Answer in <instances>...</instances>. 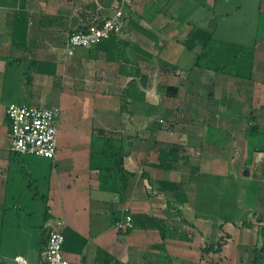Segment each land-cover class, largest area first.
Segmentation results:
<instances>
[{
	"label": "crops",
	"instance_id": "1",
	"mask_svg": "<svg viewBox=\"0 0 264 264\" xmlns=\"http://www.w3.org/2000/svg\"><path fill=\"white\" fill-rule=\"evenodd\" d=\"M120 1L0 0V262L16 264L13 259L23 256L41 263L43 240L59 221L65 257L81 264H255L264 245V17L249 44L235 39L230 0H205L200 11L203 0H196L197 23L181 15L190 0H131L119 37L69 57V37L112 16ZM20 10L27 13L28 32L18 44ZM194 28L213 35L209 47L227 41L250 49V68L240 76L196 67L204 46H185ZM184 55L194 66H184ZM127 90L133 99L126 105ZM19 91L27 104L12 101ZM12 104L60 109L54 159L13 151ZM160 113L187 132L154 131ZM95 136L125 145V189L121 182L104 186L97 167L104 160L101 142L93 159ZM156 142L181 146L177 169L154 166ZM159 181L179 184L180 198L161 190ZM223 205L235 212L224 223L216 216ZM128 214L132 227L120 229ZM221 243L220 253L204 251Z\"/></svg>",
	"mask_w": 264,
	"mask_h": 264
},
{
	"label": "built area",
	"instance_id": "2",
	"mask_svg": "<svg viewBox=\"0 0 264 264\" xmlns=\"http://www.w3.org/2000/svg\"><path fill=\"white\" fill-rule=\"evenodd\" d=\"M131 0H121L114 14L104 20L94 22L73 33L66 44L69 57L79 49H89L104 40L121 35L125 24V9ZM10 123L12 149L19 155H35L54 159L58 149L59 108L21 106L12 104L7 109ZM133 225V217L128 214L125 222H119L120 229ZM65 233L61 222L49 226L47 245L39 264H81L68 260L64 255ZM16 264H33L23 256L13 259Z\"/></svg>",
	"mask_w": 264,
	"mask_h": 264
},
{
	"label": "trees",
	"instance_id": "3",
	"mask_svg": "<svg viewBox=\"0 0 264 264\" xmlns=\"http://www.w3.org/2000/svg\"><path fill=\"white\" fill-rule=\"evenodd\" d=\"M15 26H16V34H15L16 43L21 42V40L23 41L26 40L27 32H28L27 31L28 29L27 13L23 12L22 10L17 12ZM21 30L23 31L24 35H22ZM20 34L22 35V37L20 36ZM112 39H115V38H112ZM212 40H213V35L209 33L208 31L201 29V28H194L189 34L188 39L185 41V46L188 49L192 50L196 46L197 43H200L204 46V53L197 58L195 66L198 68H205L208 70L211 69L215 71L216 73L221 72L225 74H235L233 71L229 70L225 66H217V67L211 66L210 63L207 62L205 57L209 55L208 48ZM18 44H21V43H18ZM204 60H206L205 63H203ZM40 64L42 66L43 65L45 66V64H42V63ZM165 66L173 70H178L177 66L171 65L169 63H165ZM248 67L250 68V65H248ZM238 75L241 76V74H238ZM167 90L168 92L172 90L178 91V89L174 87H168ZM124 99H125L126 105L130 101H132L133 96L131 95L130 90H127L126 95H124ZM134 99H135V96H134ZM133 138L134 137L129 138L130 147L133 145L132 143ZM99 142L102 143V149L100 153L104 155V160L102 164L97 167L102 170V174H103L102 182L104 186H108L109 184L115 185L117 182H121L123 188L125 189V187L127 186V182H128L127 176L129 174L124 167V158L127 155L126 150H125V145L123 143L118 144L116 141L109 139V138H105V137L100 138V136H95L94 142H93V145H94L93 159H95L96 156H98L99 151L95 150V145L97 146ZM155 148L159 152V163L155 164L154 165L155 167L160 168V169H165V170L177 169V166L182 159L181 154L183 150L181 146L176 145V144H164V143L156 142ZM194 170H197V168H194ZM194 170H192V176L195 172ZM143 176H146V174L144 173ZM157 184L160 186L161 190L171 189V190L177 191L176 195L178 198H180V193L177 190L179 188V184L172 183V182H166V181H159L157 182ZM185 201H186V195L184 193V202ZM184 222H187L185 217H184ZM244 224L247 225L248 223H244ZM161 233H162L163 239L165 240L167 238L166 231L162 229ZM260 235L264 237V227L261 228ZM47 240H48V236L45 237L43 240L44 248L47 245ZM184 240H190L188 235H184ZM223 245L224 243H221L218 247L211 245V246L206 247L204 251L208 253L210 252L220 253L223 249ZM160 248H162V250L165 249V247L162 245L160 246ZM263 251H264V245H263V248L258 250L256 254L255 264H260V258H261V254Z\"/></svg>",
	"mask_w": 264,
	"mask_h": 264
},
{
	"label": "rangeland",
	"instance_id": "4",
	"mask_svg": "<svg viewBox=\"0 0 264 264\" xmlns=\"http://www.w3.org/2000/svg\"><path fill=\"white\" fill-rule=\"evenodd\" d=\"M200 1V0H198ZM200 1L199 2V10H202V3L204 2ZM227 0H219L218 1V5L225 2ZM231 4L229 6V8L235 12L234 15V21H233V25L235 26L236 30H238V37H236L235 39L239 40H244V43L248 42L249 44L253 43V39H254V34L255 31L259 30V28L261 29V26H263L262 23V18L264 16L261 15L260 13V9L262 8V2L263 0H230ZM190 3H192L193 5L188 8V7H184L186 9H184V11H182V13L184 12V14H181L182 16H184L185 18H189V16L191 17L192 20H195V22L197 23L198 18H200V15H198L197 12V1L196 0H190L188 1ZM242 5V10L238 11L237 10V6ZM249 31V32H247ZM245 34V36H243ZM233 37V36H232ZM234 38V37H233ZM240 41V40H239ZM209 52L211 55H209L211 58L209 60H207L208 63H210L211 66H225L227 67L229 70L233 71L235 74H243L246 72V70L249 68L248 67V63L249 61H251V53H250V49L249 50H245L243 48V46L238 45V43L235 42L234 43H229L227 41H215L211 44V46L208 48ZM185 50V48H184ZM215 51V52H214ZM221 53V54H217V53ZM213 56V57H212ZM193 61L195 59L184 55V63H186L184 66L185 67H192L194 65H190L189 63L187 64V62L189 61ZM213 62V63H211ZM186 73L184 74V85L186 84ZM202 85V84H200ZM199 85V86H200ZM204 90L207 89L208 84L204 83ZM185 88V87H184ZM28 91H33V87L29 86L27 88ZM185 92V90H184ZM205 93L202 95V99H205L207 97L206 91H204ZM24 95H22V92H16L14 96H12V101L18 103V104H27V102L24 100ZM203 101V100H202ZM204 105L202 104L200 106V109H204L203 108ZM145 114L147 113H142L141 114V120L143 121V118L145 116ZM158 114V113H157ZM155 115L158 122H154L153 125V130L154 131H158L160 129H162L163 131H167V133H175V135H184L187 130H185L184 125L183 126H174L171 124V121H167L166 119V114L165 113H160L159 116ZM187 114L184 113V116H186ZM184 119V118H183ZM202 120V118H200V121ZM162 127V128H161ZM148 132H143L144 136H148ZM180 146V145H179ZM185 147V146H184ZM189 150V152L193 153L194 155L197 154L199 157V154H201V151L198 149H196V147L194 146H188L187 148ZM186 147L184 148L185 151H187ZM199 150V151H198ZM197 157V158H198ZM43 184V183H41ZM233 210H230L229 207H225V205H223L221 207V209L219 210V212L216 213V216H219L218 218L221 219V222L224 223L227 219L230 218H235V212H233ZM36 216H38V213H36ZM37 218V217H36ZM35 218V219H36Z\"/></svg>",
	"mask_w": 264,
	"mask_h": 264
},
{
	"label": "water",
	"instance_id": "5",
	"mask_svg": "<svg viewBox=\"0 0 264 264\" xmlns=\"http://www.w3.org/2000/svg\"><path fill=\"white\" fill-rule=\"evenodd\" d=\"M0 264H4V263L0 262Z\"/></svg>",
	"mask_w": 264,
	"mask_h": 264
}]
</instances>
